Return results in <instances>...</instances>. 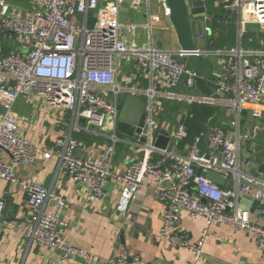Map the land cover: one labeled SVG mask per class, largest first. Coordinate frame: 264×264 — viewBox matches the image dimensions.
<instances>
[{
  "label": "built area",
  "instance_id": "built-area-1",
  "mask_svg": "<svg viewBox=\"0 0 264 264\" xmlns=\"http://www.w3.org/2000/svg\"><path fill=\"white\" fill-rule=\"evenodd\" d=\"M29 7H21L8 0H0V33L4 40L14 41L13 50L6 55L0 47V179L13 182L27 194L26 205L37 212L24 224V233L31 241L59 252L60 264L73 258L83 263H93L94 255L85 249L74 246L60 232L67 227L61 213L65 207L63 197L55 190L37 183L30 177L16 175L19 163L30 164L42 153L45 158L57 157L59 167L80 185L85 187L87 205L96 199L108 196L112 181L120 185L121 194L116 205L119 213L127 214L144 187V179L151 176L156 181L155 192L166 207L160 237L174 246L187 248L194 260L203 257V247L207 229L197 241L191 242L179 228L181 212L190 217H203L207 225L221 223L234 226L255 237L258 247L264 250V226L259 223L264 216V176H256L248 163L241 160L243 143L249 132L240 130V123L233 129L215 127L208 140V149L202 144L206 132L194 138L189 153L181 155L176 151L160 150L153 145L152 102L149 107L150 123L143 148L147 156L133 160L128 169L118 172L114 169V156L118 137L111 135V142L105 145L98 157H82L77 154V144L72 133L85 122L87 130L105 129L107 119L113 118L116 127L120 108L117 95L119 60L129 53L136 57L139 66L148 71H156L171 90L167 97L186 100L189 103L214 105L221 98L233 93L230 101L239 112L248 104H264V49L232 50L236 57L227 62L228 76L221 79L211 95H178L174 89L187 75V84L196 85L195 75L186 64L175 58L200 56L203 50H179L174 55L155 48L130 47L122 30L136 29L130 24L124 27L120 22L122 7L130 4L139 8L148 4L146 28L160 20L151 14L150 0H24ZM241 15V23L254 22L264 29V0H234L231 5ZM95 14L93 24L91 12ZM165 6V16L170 15ZM202 36H197V39ZM221 52V51H219ZM108 90L115 93V99L108 98ZM36 93L45 98L53 108L69 110L73 113V127L69 132L57 137L53 145L39 147L31 138L21 135L18 130L19 115L15 104L22 95ZM151 100L153 92L149 93ZM230 106V107H232ZM260 115L261 112L254 111ZM186 136V126L180 124L176 140ZM1 151L7 152L11 160L5 162ZM196 168L211 170L225 176H232L233 186L226 187L211 181ZM246 179L259 184V188L242 181ZM251 193L261 204L246 207L241 198ZM54 203L47 209V203ZM5 202L0 199V218ZM107 264H154L139 255L131 257L112 256Z\"/></svg>",
  "mask_w": 264,
  "mask_h": 264
},
{
  "label": "crops",
  "instance_id": "crops-1",
  "mask_svg": "<svg viewBox=\"0 0 264 264\" xmlns=\"http://www.w3.org/2000/svg\"><path fill=\"white\" fill-rule=\"evenodd\" d=\"M211 1L213 0H208L205 18L207 28H211L209 24ZM229 1L216 0L214 6L229 3ZM158 2L162 5L164 19L162 20V17L157 13L153 14L160 16V20L151 29L149 28L151 43H141L138 30L144 28L147 31L146 23H136L133 21L134 15L127 14L122 17L120 15V22L124 27L130 24L137 26L132 31H128L127 28L123 29V37L131 41L130 47L146 49L153 45L160 50L179 51L181 47L175 29L170 22V15L165 16V6H168L165 4V0H158ZM127 5H131H124V9L128 13L129 7ZM229 5L225 6L226 9L234 12ZM130 8L139 9L133 6ZM235 13H238L237 42L232 49H212V43L208 42L209 36H204L197 39L196 43V48L204 51L202 55L185 58L179 56L186 65H189L190 71H200V75L209 87H216L221 79L228 76L226 65L229 60L236 59L232 50L238 48L240 25L243 34L245 32L264 33V29L257 23L242 24L240 13L238 11ZM95 20L96 17L94 20L92 19L93 24ZM247 24H256L258 28L248 30ZM153 34L156 40H153ZM241 47L244 50H253L244 47L242 41ZM199 59L201 60L200 63H198ZM118 72L117 84L120 92L117 95V100L119 108L121 109L126 95L130 93L144 100L148 106L152 102L155 121L153 137L160 128H163L171 137L176 139L179 125H185V119L190 115L188 109L198 102L189 103L186 100L167 97V92L171 88L167 86L156 71L151 72L139 66L136 57L132 54L126 53L121 56ZM228 78L234 80L231 75ZM174 91L183 97L204 95L198 89L197 84L194 87L188 86L187 77ZM150 92H153L152 100L149 95ZM107 94L110 100L115 99L114 91L108 90ZM119 99L122 100L121 104ZM233 99H235V95L231 93L219 99L214 105H209L217 109L216 115L212 118L214 124L212 127L210 126L211 131L219 126L227 130L233 129L234 123L239 122L241 132H249L252 119L261 117L259 121L255 119L257 133L252 141L262 145L260 151L255 155L264 163V139L260 135V121L262 122L264 118V104L248 103L241 108L238 115L230 103ZM15 111L20 117L18 120L19 133L31 138L39 147L53 145L57 137L69 132L73 127V113L71 111L53 108L45 98L36 93L20 96L15 104ZM254 111H259L261 114L256 115ZM113 123V118L109 117L105 129L88 131L85 122L82 120L80 129L73 131L72 136L78 146L77 154L79 156L98 157L105 145L111 142L110 137L115 131L118 141L113 161L114 169L118 172H124L133 160L142 159L147 156V153L140 140L117 131V123L116 127ZM241 124L244 125V128ZM194 138L188 139L187 137L182 142L176 140L173 150L181 155L188 154ZM202 147L207 149L205 141H203ZM245 153H243V159L242 152L240 154L241 160L244 162L247 159ZM1 155L5 162L11 160L7 152L1 151ZM15 172L17 176L30 177L37 183L55 190L63 197L65 207L61 213V218L68 223V226L60 227V232L74 246L88 250L94 255V262L88 264H107L112 256L131 257L134 255H139L147 262L154 264H264V250L258 247L253 235L227 224L213 223L207 225L203 217L192 218L186 211L181 212L179 228L191 242L202 237L204 230L207 229L203 257L196 261L187 248L174 246L169 241L162 239L160 231L166 207L155 192L156 181L151 176L144 179V187L140 189L137 199L131 203L129 212L122 214L116 209L121 194L120 185L117 182L112 181L110 183L108 196L105 199L96 198L90 205H87L85 187L77 184L69 174L60 169L57 157L45 158L42 153H39L32 163H19ZM222 186L232 187L233 182H229L228 179ZM26 197V192L20 186L0 179V199L5 202L4 213L0 218V234L2 235L0 264H60L58 261L59 252L56 249L31 243L25 235V222L37 212L26 205ZM46 208L53 209L54 203L49 201ZM259 223L264 226V216L260 218ZM63 264L85 263L79 258H73Z\"/></svg>",
  "mask_w": 264,
  "mask_h": 264
},
{
  "label": "water",
  "instance_id": "water-1",
  "mask_svg": "<svg viewBox=\"0 0 264 264\" xmlns=\"http://www.w3.org/2000/svg\"><path fill=\"white\" fill-rule=\"evenodd\" d=\"M165 4L170 8L171 13L169 19L173 28L175 29L181 50L195 49L197 36H209L210 38L213 37L211 28H207L205 19L209 4L208 0H165ZM242 32L243 31L240 25L238 31V49L242 48ZM128 43L130 44L131 41L128 40ZM167 52L176 55L179 51ZM186 68L189 69V65H186ZM195 80L198 89L204 95H211L215 91V87L207 86L206 81L200 75L199 70L196 72ZM152 120L153 119L150 118L148 103H146L136 95L130 93L126 95L123 101V105L120 109L117 122V131L123 132L128 136H133L144 143L147 140L144 134L148 132ZM256 127L257 122L255 119H252L249 128V137L243 143L242 159L244 155L243 153L246 152L245 154L247 156V159H245V162L250 165L253 174H255L256 176H264V163L255 155L260 151L262 145L258 144L256 141H252L256 137ZM154 133L155 126L152 128L153 136ZM210 133L211 127L208 128L205 136L207 149L209 145L208 140ZM176 142V139L171 137L165 129L160 128L158 132H156L153 145L157 149L167 150L171 152ZM196 171L197 174H203L211 181L216 182L220 185H224L226 181L225 176L220 173L211 170H203L201 168H196ZM242 181L246 184L251 185L250 189L261 187L259 184L250 182L246 179H242ZM241 204L249 207L253 204L259 205L261 204V202L259 200H256L254 196H252L251 193L248 192L241 198ZM1 239L2 235L0 234V240Z\"/></svg>",
  "mask_w": 264,
  "mask_h": 264
},
{
  "label": "trees",
  "instance_id": "trees-1",
  "mask_svg": "<svg viewBox=\"0 0 264 264\" xmlns=\"http://www.w3.org/2000/svg\"><path fill=\"white\" fill-rule=\"evenodd\" d=\"M215 1L216 0L211 1V11L209 14L211 16L209 24L213 37H209L208 42L212 43V49L230 50L236 45L237 42L238 16L235 11L234 14H232V12L226 9L225 6L232 4L234 0H230L229 3H221L218 6H214ZM242 42L243 46L249 49H264V33L255 34L245 32L242 37ZM11 50H13V47L3 46L2 54L6 55L11 52ZM181 61L183 62V60ZM200 62L201 60L199 59L198 63ZM185 77H187V75H184V78ZM188 111L190 115H188L185 119L187 136L183 139L184 141L187 139V137L188 139L190 137L194 138L201 132L207 133L208 128L213 126L214 122L212 118L217 113V109H215V107L198 103L193 106L191 105ZM183 140H181V142Z\"/></svg>",
  "mask_w": 264,
  "mask_h": 264
},
{
  "label": "rangeland",
  "instance_id": "rangeland-1",
  "mask_svg": "<svg viewBox=\"0 0 264 264\" xmlns=\"http://www.w3.org/2000/svg\"><path fill=\"white\" fill-rule=\"evenodd\" d=\"M10 2H13L21 7H29V4L28 2L24 1V0H8ZM234 2H232V4H230L229 6L233 5ZM126 6V4H125ZM127 7H129V12L127 13V11H125L124 9V6L121 10V17L123 15H127L129 14L130 16H135L133 18V21H135L136 23H139V22H142V23H146L148 22V18H147V13L149 11L148 9V4L145 3L143 4L142 6L139 7L138 10H133L131 9L129 5H127ZM100 9L98 10H95V11H92L91 12V18L93 19L95 17V14L99 12ZM150 11H151V14H159L161 17H162V20L164 19V15H163V8H162V5L158 2V0H150ZM235 12H237V10H233ZM101 12V10H100ZM232 14H234V12H232ZM237 16H238V13H237ZM248 30H254L256 28H258V25L256 24H247V27H246ZM149 30V28H147V31ZM139 39L141 40V43L143 44L144 42H146L147 44H150L151 43V32L149 30V32H147L144 28H139ZM147 32V33H146ZM122 38H123V34H121ZM153 40H156L155 39V36L153 34ZM3 46H8V47H13L14 46V41L9 38L8 40H4V37L2 36V34L0 33V47H3ZM175 58L180 59L179 56H176ZM120 101V104L122 103V100L119 99ZM1 108H0V113H1ZM257 119L258 121L261 120V117H257L255 118ZM260 126H261V135H262V139H264V134H263V131H264V118L262 119V122L260 121ZM241 126L244 128V125L241 124ZM154 138V137H153ZM233 178L232 176L229 177V182H232Z\"/></svg>",
  "mask_w": 264,
  "mask_h": 264
}]
</instances>
